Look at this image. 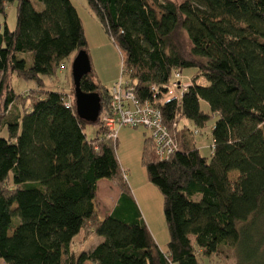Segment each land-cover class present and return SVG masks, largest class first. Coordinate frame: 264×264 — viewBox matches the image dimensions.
<instances>
[{
  "label": "trees",
  "instance_id": "obj_1",
  "mask_svg": "<svg viewBox=\"0 0 264 264\" xmlns=\"http://www.w3.org/2000/svg\"><path fill=\"white\" fill-rule=\"evenodd\" d=\"M87 3L121 54V73L141 101L157 103L177 144L167 161L156 158L148 137L142 150L148 180L163 197L166 251L130 193L117 139L106 136L109 90L91 72L80 80L79 90L96 94L101 106L87 123L74 96L12 88L14 75L40 86L71 55L87 54L72 1L0 0V264H200L204 257L264 264V0ZM8 4L16 5L12 31ZM188 69L185 91L159 103L174 73ZM212 116L205 157L195 135ZM100 180L119 188L104 218L95 207ZM92 234L101 242L76 253V236L81 245Z\"/></svg>",
  "mask_w": 264,
  "mask_h": 264
},
{
  "label": "rangeland",
  "instance_id": "obj_2",
  "mask_svg": "<svg viewBox=\"0 0 264 264\" xmlns=\"http://www.w3.org/2000/svg\"><path fill=\"white\" fill-rule=\"evenodd\" d=\"M71 1L82 23L87 43V56L91 66L92 79L102 88L109 90L112 84L121 76V54L116 45L105 34L99 20L89 8L87 0ZM173 1L178 2L180 0ZM5 20L9 30H14L16 22L15 4L7 5ZM74 58L75 54L66 59L61 70H58L55 76L50 78L43 77L44 83L40 86L34 81H25L15 75L12 76L11 85L14 92L18 95L26 94L27 96H32L33 93L39 94L43 92V90L61 91L68 99L73 98L71 66ZM193 72L192 69L184 70L181 75V80L183 82L187 80L190 81ZM198 83L204 84V81L200 79ZM179 95V91L171 89L163 94L158 102L162 104ZM16 102L19 111H23L27 101L20 98ZM200 107L204 113L211 115L209 107L205 102L202 101ZM216 119V116H212L206 128L195 135L197 147L202 156L207 157L210 155L212 146L211 129ZM85 132L88 138H91L95 131L93 126H87ZM5 135L6 133L2 132L1 136L5 137ZM147 135V131L143 128H120L117 131L118 139L115 156L121 170L125 174L130 193L140 205H138L140 212L151 236L158 247L165 250L169 235L163 215V197L159 190L149 182L145 167L142 163L143 142ZM106 183L110 184L112 187L110 191L111 196L114 191L117 195L119 193V188L115 183L109 180L99 181V188L101 191L99 190V198L96 197L95 202L96 213L99 218H103L104 216V208L100 201L102 195L106 192V189H104ZM79 239V235L74 239L75 243L73 245L74 248H76V253L88 251L102 240L97 235L92 234L80 245L78 243ZM200 262V264H216V259L212 260L204 257L201 258ZM227 264H233V260H230Z\"/></svg>",
  "mask_w": 264,
  "mask_h": 264
},
{
  "label": "built area",
  "instance_id": "obj_3",
  "mask_svg": "<svg viewBox=\"0 0 264 264\" xmlns=\"http://www.w3.org/2000/svg\"><path fill=\"white\" fill-rule=\"evenodd\" d=\"M189 83L181 80L179 73H174L169 88L185 91ZM151 91L156 92L152 87ZM109 110L103 114L102 122L109 139H117V131L122 127L143 128L147 131L154 154L160 161H167L177 150V144L164 125L162 113L155 101H141L134 86L121 73L109 89ZM68 106V104H66ZM125 177V176H124Z\"/></svg>",
  "mask_w": 264,
  "mask_h": 264
},
{
  "label": "water",
  "instance_id": "obj_4",
  "mask_svg": "<svg viewBox=\"0 0 264 264\" xmlns=\"http://www.w3.org/2000/svg\"><path fill=\"white\" fill-rule=\"evenodd\" d=\"M91 72V66L87 54L80 51L76 54L71 66L76 114L87 123L96 122L101 106L99 98L94 93H82L79 90L80 80Z\"/></svg>",
  "mask_w": 264,
  "mask_h": 264
},
{
  "label": "crops",
  "instance_id": "obj_5",
  "mask_svg": "<svg viewBox=\"0 0 264 264\" xmlns=\"http://www.w3.org/2000/svg\"><path fill=\"white\" fill-rule=\"evenodd\" d=\"M117 139H118V137H117ZM101 181V180H100ZM111 185L110 184H108V183H106L105 184V187H104V189H106V192L102 195V197H101V205H102V207L104 208L103 210H104V216H103V218L106 216V215H108L109 214V212L112 210V208L115 206V204H116V201H117V199H118V197H119V193H118V195L117 194H115V191H114V193L112 194V196H111V193H110V191H111ZM99 190H100V188H99V182H98V186H97V198H99ZM114 190V189H113ZM101 191V190H100ZM134 200H135V202H136V204L137 205H139V203H137V200L134 198ZM140 206V205H139ZM138 206V207H139ZM140 209V208H139ZM167 245V244H166ZM166 245H165V250L163 249V248H160V250L162 251V252H165L166 251Z\"/></svg>",
  "mask_w": 264,
  "mask_h": 264
}]
</instances>
